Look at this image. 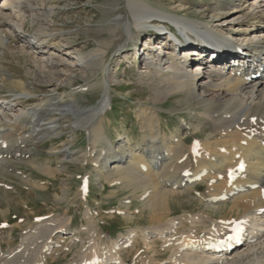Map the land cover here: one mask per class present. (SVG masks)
Segmentation results:
<instances>
[{
    "label": "bare ground",
    "instance_id": "6f19581e",
    "mask_svg": "<svg viewBox=\"0 0 264 264\" xmlns=\"http://www.w3.org/2000/svg\"><path fill=\"white\" fill-rule=\"evenodd\" d=\"M61 2L0 0V194L5 179L19 170L12 161L27 162L53 179L66 171L65 160L80 166L91 162L96 177L101 175L99 181L121 186L128 190L130 201L142 202L149 223L117 238L103 236L95 224L103 215L87 201L88 193L81 187L73 197L65 187L62 194L56 193L55 203L66 202L68 210L35 220L39 211L34 208L28 219L18 222L15 246L8 239L15 228H0V264H58L61 251L74 254L66 264H264V0H244L224 20L209 18L210 13L201 19L189 14L188 7L182 15L150 0H124V10L120 2L107 8L112 17L99 29L108 36L88 53L69 40L64 25L56 24V4ZM166 22L190 27L197 34L180 40L179 52L171 44L162 54L155 48L165 42V34L148 29ZM203 27L209 34L229 27L240 45L229 48L217 38L200 39ZM113 47V61L129 62L132 55L142 64L137 79L147 88V96L139 94L136 100L139 138L117 131L118 137L111 139L105 126L113 105L111 94L120 79L107 59ZM200 52L208 56L200 59ZM78 77L85 85L76 87ZM88 87L96 88L100 98L89 107L81 102L80 91ZM171 102L176 114L185 115L165 134L161 111ZM188 114L191 122L203 118L213 125L200 129L209 134L200 139L198 154L187 142L192 130ZM80 129L89 144L73 148ZM50 136L60 137L61 145L49 148V161H38L35 152ZM242 163L244 171L239 169ZM202 171L206 173L199 182L206 188L198 199L217 209L175 216V200L199 183L184 179ZM18 173L33 188L46 189L43 181ZM79 201L85 206L83 229H76L69 216V207ZM116 203L110 216L122 213L132 223L134 201L128 206L122 200ZM229 203L237 216L217 217L215 213ZM0 206L6 224L11 223L14 216L3 211V202ZM236 221L244 227L246 239L231 250L218 251ZM76 243L79 249L72 248Z\"/></svg>",
    "mask_w": 264,
    "mask_h": 264
},
{
    "label": "rangeland",
    "instance_id": "374dc122",
    "mask_svg": "<svg viewBox=\"0 0 264 264\" xmlns=\"http://www.w3.org/2000/svg\"><path fill=\"white\" fill-rule=\"evenodd\" d=\"M150 1L154 5L174 13L185 15L186 13H183L182 11H184V7H188L189 14L200 16V18L202 16H208L207 14L210 13L209 18L215 16L217 19L224 20L227 19V16H229L230 13H232L229 11L232 9L235 11L237 7H239L240 2L243 0H229V2L228 0H184L183 2H169L167 0ZM119 2L121 10H124V0H62L61 3L56 4V24L59 26L64 25V27H66V31L68 32L69 40L78 43V46L82 48L85 53H88L90 50L97 47L98 40H103L108 36L107 31L100 30L99 27L102 23H106L112 17V10L107 8L112 5L115 6ZM215 21L216 20H213V22ZM213 24L215 25V23ZM157 25L158 24L155 23L153 24L154 27ZM149 32L151 33L152 31ZM112 50H114V47L111 48V51H109L112 52ZM26 56V59H29L30 55L27 54ZM112 56L113 52L111 55L107 56L108 62H113L112 70H115L117 77L120 79L117 80V83L115 84L117 88L111 94L113 105L112 108L107 111V120L105 121V126L108 133L111 135V139H116L118 137V134L116 133L117 131L128 133L133 138H139L141 132L139 121L137 120L136 100L139 94H142L143 97L147 96V88L144 85H141L137 79L140 69L139 66L142 64L140 65L138 58L135 59L132 55L127 57L129 62H126L125 60L113 61ZM79 75H81L80 72ZM77 79L78 82L76 83V87L85 85L84 79L81 77H78ZM80 91L82 92L81 102H83L85 106L89 107L99 103L100 98L98 97L99 93L96 88L88 87L83 91L80 89ZM35 98H38V96H35ZM90 98L92 100H90ZM172 106H174V104L171 102L169 106L168 104L163 105V111L160 110L163 116L162 124H164L165 127L166 125H174L180 121V117H182V115H185L184 112L179 113V115L176 114L171 108ZM176 106L180 107L179 105ZM176 112L178 111L176 110ZM189 119L190 114L187 116V120ZM189 123L192 130L190 131L191 135H188L187 137L188 143L192 141L194 134H197V136L201 138H204L209 134V131L200 132L201 128H213L212 123L210 122L208 124V122H206L203 118H199L196 121L193 120L192 122L189 120ZM75 134L78 137L73 148H82L89 144V139L83 129L77 130ZM65 135L67 136L68 134ZM58 138L59 139H54V137L51 136L47 138V144L42 147V149L38 150L37 153L35 152V157L38 161L46 162L50 160V157L52 156H50L49 148L54 145H61V142H59L61 138ZM67 161L68 160H65L67 164L69 163V166H67L66 171L62 172V174L55 179L50 178L47 174L42 173L36 166L28 164L27 162H23L21 160L12 161L17 166L16 169L20 170V173L24 171L26 175L31 176L36 180H41L45 183V185H47L46 189L33 188L18 176L19 170L15 171V175L12 179H5L4 184H2L0 202H3V211L6 212L7 215L14 216V218L12 219L11 223L6 224V219L4 218L3 212L0 211V223H2L4 227L6 226V228H2L1 230L9 231L12 227L15 228L14 235L10 233L8 234V239L13 240L14 246L18 242L17 236L20 234V229L18 226L19 221L28 219L29 214L33 212L34 208L39 211L36 217L42 215H45L46 217L63 215L68 210L65 207L66 202L56 204V193L62 194L63 189L68 187L70 189V195L74 197L76 192L79 190L81 177L83 183L85 179H87L91 174V172L94 173L95 167H93L91 162H88L86 166H80L79 164L73 162L70 163ZM55 162L56 160L53 162L54 165ZM97 185L98 186L96 189L92 188L91 192L86 195V199L88 198L87 201L91 203V206L96 208L99 214L103 215V218L99 219L97 223H95L97 227L102 228L101 232L103 236L117 238L123 231H126L127 229L138 227L140 226V223L142 224L141 227H145L146 224L149 223V220L146 219L147 213L146 211L141 210L143 206L142 202L139 200H132L134 201V204L130 207L131 210L134 211V221L132 223L128 224L123 216H110L109 211L111 210L112 206L118 204L116 203L117 201L122 200L123 203L125 202L124 200L130 201L131 196L127 189L122 188L121 186L116 187V185H109L107 180L99 181ZM106 185H108L110 189ZM205 188V183L199 182V184H197L192 190L183 192L182 197L178 200H175L173 204L174 215L178 216L185 212L196 213L204 210L206 212L210 209H213L214 211V209H217V207L214 206L206 207L203 201H199L197 194L200 192L198 191L202 192L205 190ZM4 191L9 192V196H5ZM7 198L10 200H7ZM137 201L140 204H136ZM25 202L32 206H26ZM125 203L127 204V202ZM129 203H131V201L128 202V204ZM126 204L125 206H128ZM230 204L231 203L226 206H222L225 207L224 210L217 211L215 213L216 216L219 217L225 213L228 215L233 214L234 216H237V212L230 211ZM9 205L11 206V213L7 212ZM69 208V216L75 220L74 227L77 229H83L84 226H82V224L85 223V206H83L81 201H79V204L74 203ZM64 237H66V235ZM69 237L70 235L67 236V238ZM6 242H8V240H6ZM11 244L9 243V245ZM79 247L80 246L78 243L72 246L73 249H79ZM6 248H8L7 243L5 245V249ZM54 257L58 258L56 255ZM72 257H74L72 252L64 254V251H61V261L58 264H66L72 260Z\"/></svg>",
    "mask_w": 264,
    "mask_h": 264
},
{
    "label": "snow or ice",
    "instance_id": "6c2138e0",
    "mask_svg": "<svg viewBox=\"0 0 264 264\" xmlns=\"http://www.w3.org/2000/svg\"><path fill=\"white\" fill-rule=\"evenodd\" d=\"M243 167V165H241ZM235 223V227H233L232 232L233 235L229 236L227 239L228 240H233V239H239L240 233L242 232V228L240 227L241 222H233ZM226 242V241H225ZM211 246V245H210Z\"/></svg>",
    "mask_w": 264,
    "mask_h": 264
}]
</instances>
